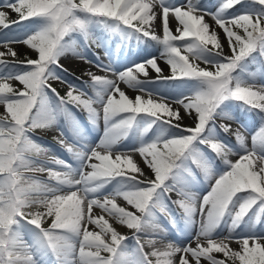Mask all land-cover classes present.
<instances>
[{
  "label": "snow or ice",
  "instance_id": "6c2138e0",
  "mask_svg": "<svg viewBox=\"0 0 264 264\" xmlns=\"http://www.w3.org/2000/svg\"><path fill=\"white\" fill-rule=\"evenodd\" d=\"M0 108V264H264V0H0Z\"/></svg>",
  "mask_w": 264,
  "mask_h": 264
},
{
  "label": "rangeland",
  "instance_id": "374dc122",
  "mask_svg": "<svg viewBox=\"0 0 264 264\" xmlns=\"http://www.w3.org/2000/svg\"><path fill=\"white\" fill-rule=\"evenodd\" d=\"M205 3H207V0H205ZM13 18H15V16H13ZM206 20H208V22L210 24L213 23V21H211L210 18L206 17ZM170 27L174 30L175 29V22H171L170 23ZM159 32V30H158ZM17 48L20 50V51H23L24 48L23 46H17ZM148 51L152 52L153 54H156L158 55L159 54V51L160 49L159 48H151L149 47L148 48ZM92 52H97L101 55L102 58L103 57V49L101 48H97L96 45L93 43V44H90L89 45V49H88V53L89 55H91ZM62 63H64L65 67L68 68L70 71H75L76 73V76H79L81 74V69L86 67L83 63H80L78 61H75L73 59H70V58H63L62 59ZM69 63H73L74 65H71ZM159 63L161 64L162 67L165 68V74H168L167 72V68L168 66L164 63L163 60H160ZM203 66V65H202ZM93 71H96L98 74H103L102 72H100L98 69L96 68H93L92 69ZM63 75H65L68 79H70L72 81V83L74 84H77V85H80V81H73V78L72 76H69L67 73H64ZM154 75V73H153ZM84 79L86 80L87 77H84ZM52 86L55 87L60 93L62 92H66L67 91V86L66 85H62L60 82L58 81H52ZM121 88L126 92L127 95H129L130 97H134L137 93L135 92V90H132V89H129L126 85L124 84H121ZM3 109L0 108V112H2ZM185 124H190L191 121L188 120V119H185L184 121ZM82 124L85 125V127L87 128L88 132H89V139H94L98 142V139L99 137L102 135V132H103V121L101 120L99 122V125H98V128H93L91 125H87L85 123L82 122ZM37 137H40V136H44L46 139L48 137H52L57 135V133L55 132H47V133H44V132H37ZM53 142H50L48 143L46 146H48L49 148H51L55 154H57L58 156L62 157V158H65V159H68V160H71V157L69 156V154L60 148V145L56 143L55 140L52 139ZM41 159H43V157H40ZM233 160H235L237 157L236 156H233L231 157ZM37 175H41V174H37ZM118 230L123 233V234H126V235H131V232L130 230L126 229L125 227L123 226H120V225H115ZM169 236H171V240L174 241V242H177V243H183V242H187L189 240V237L187 235H177L175 232H171L169 234ZM170 240V239H169ZM232 247H237V245L235 243L232 244ZM217 256H221L222 254H216Z\"/></svg>",
  "mask_w": 264,
  "mask_h": 264
},
{
  "label": "trees",
  "instance_id": "16d2710c",
  "mask_svg": "<svg viewBox=\"0 0 264 264\" xmlns=\"http://www.w3.org/2000/svg\"><path fill=\"white\" fill-rule=\"evenodd\" d=\"M208 1V0H207ZM97 34H100L99 32H97ZM112 43L114 44L115 43V38H113L112 40ZM154 44V42H153ZM131 47H135V42H132V44L130 45ZM141 47H144V45H141ZM153 48H159V46H152ZM160 49V48H159ZM75 80H77L75 77H74ZM58 91V90H57ZM59 92V91H58ZM60 93V92H59ZM61 95H64L65 92H62L60 93ZM76 115L78 116V118L82 119L86 124H89L87 118H86V113H84L83 111H80V112H77ZM243 119H245L246 121L250 122V123H255L257 118L255 116H250V115H245L243 117ZM37 138H41V137H37ZM43 139V138H41ZM44 140V139H43ZM194 169H195V166L193 165ZM197 172H199L198 169H196Z\"/></svg>",
  "mask_w": 264,
  "mask_h": 264
},
{
  "label": "bare ground",
  "instance_id": "6f19581e",
  "mask_svg": "<svg viewBox=\"0 0 264 264\" xmlns=\"http://www.w3.org/2000/svg\"><path fill=\"white\" fill-rule=\"evenodd\" d=\"M91 44H93V43H91ZM69 64H71V65H74L73 63H69ZM97 211H99V210H97ZM171 236H168V239H170L171 240Z\"/></svg>",
  "mask_w": 264,
  "mask_h": 264
}]
</instances>
